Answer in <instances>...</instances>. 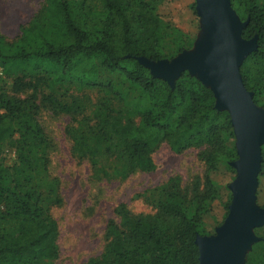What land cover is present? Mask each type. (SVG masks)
<instances>
[{"label": "trees", "instance_id": "1", "mask_svg": "<svg viewBox=\"0 0 264 264\" xmlns=\"http://www.w3.org/2000/svg\"><path fill=\"white\" fill-rule=\"evenodd\" d=\"M93 1L98 12L92 13L90 0H45L28 26L21 27L17 40L6 41L0 36V68L5 74H22L13 80V96L0 95L5 111L0 116V157L11 140V149L18 154L17 147L21 153L16 155L14 170L23 178L13 187L0 184V264H56L60 257L58 224L51 210L64 200L59 180L52 179L49 170L53 142L38 115L42 107H50L53 114L69 115L76 123L75 116L83 111L42 91L41 86L51 79L45 75L50 67L56 69L51 81L57 85L78 82L89 88L101 87L121 100L111 83L99 81L102 69L123 76L131 87L140 89L139 99L128 109L118 112L101 106L96 113L99 130L94 135H71L73 145L85 149L95 166L103 162L96 150L106 143L107 155L124 164L123 170L116 172L119 177L152 170L151 154L156 148L140 136L149 130L159 133V141L167 142L176 154L201 149L198 158L208 167L207 173L193 182L192 197L199 203L194 215L185 208L189 202L185 189L178 179H171L164 186L167 198L153 206L154 213L134 215L127 205H118L116 218L106 226L102 256L85 264H200L196 240L203 204L215 191L208 173L226 152L222 133L233 129L231 115L218 112L213 91L188 72L172 87L138 61L139 57L151 61L167 57L156 0ZM232 7L245 24L242 38L257 41L256 51L247 57L240 72L246 89L259 104L264 94V7L258 0H232ZM98 15L102 18L95 20ZM100 167L95 174L110 177L105 166Z\"/></svg>", "mask_w": 264, "mask_h": 264}, {"label": "rangeland", "instance_id": "2", "mask_svg": "<svg viewBox=\"0 0 264 264\" xmlns=\"http://www.w3.org/2000/svg\"><path fill=\"white\" fill-rule=\"evenodd\" d=\"M89 3L92 13L100 10L95 1L90 0ZM258 3L264 7V0H258ZM44 4L45 0H0V36L6 41L17 40L22 33L21 27L28 26L43 9ZM154 5L156 14L164 24L159 32L163 36L162 47L167 57L162 60L171 63L184 53L196 52L201 32V18L197 12L196 0H156ZM233 10L238 15L234 8ZM100 18L102 16L98 15L95 20ZM180 48L184 50L179 52ZM147 69L154 76L152 70ZM48 72L45 75L51 79L41 86L42 91L47 95L53 93L63 104H74V108H81L83 111L75 116L76 123L69 115L53 114L50 107H42L38 115L45 133L53 142L49 170L51 178L59 180V190L64 200L63 205L54 206L51 210L58 224V244L61 251L56 264H85L91 259L101 257L105 246L106 226L110 219L116 218L115 209L118 205H127L134 215L154 213L153 206L166 200L164 186L171 179H178L179 185L188 195L189 202L185 207L187 212L190 215L196 213L199 203L192 197L193 182L196 176L203 177L208 171L206 164L198 158L201 149L191 148L182 154H176L167 142L159 141V133L142 131L141 138L156 148L151 154L154 167L150 171H137L122 178L116 172L123 170L124 164L121 160L115 161L107 155L106 143L104 147L96 150L103 158L102 164L96 163L98 166L92 163L89 154H85V149H78L73 145L71 135H94L96 129L99 130L97 124L100 119L96 117V113L101 106L114 108L118 112L128 109L129 104L139 99L140 89L131 87L117 73L99 70V81L111 83L121 96L120 100L101 87L89 88L78 82L53 84L51 80L55 77L56 69L50 67ZM20 75L22 74L4 72V78L0 79V95L13 96V80ZM191 76L200 80L195 75ZM251 93L254 98V93ZM40 100L39 97L38 102ZM256 105L264 113V94L259 97V104ZM215 108L221 112L216 104ZM4 113L1 108L0 116ZM136 122L138 124L139 119ZM222 137L226 152L215 164V169L208 173L215 191L203 204V221L198 235L200 239L217 235L218 228L224 225L229 215L233 199L231 185L237 178V169L233 164L239 159L234 128L224 131ZM16 138H19V134ZM10 141L4 145V153L0 157V184L5 187H13L17 181L23 182V178L17 175L18 171L14 170L16 155L21 156V153L17 147L18 154L11 149ZM263 149L264 145L262 154ZM101 165L105 166L110 177L105 178L102 173L95 174V170L101 168ZM2 168L6 170L5 173H2ZM51 178L48 177L50 181ZM48 179L46 182L50 183ZM258 181L256 206L264 210V173L260 172ZM252 232L256 241L250 248L245 249L239 264H264V225L254 228Z\"/></svg>", "mask_w": 264, "mask_h": 264}, {"label": "water", "instance_id": "3", "mask_svg": "<svg viewBox=\"0 0 264 264\" xmlns=\"http://www.w3.org/2000/svg\"><path fill=\"white\" fill-rule=\"evenodd\" d=\"M201 32L196 52L184 53L173 62H139L154 77L172 87L184 72L197 76L214 93L216 107L228 111L238 142L239 159L233 165L237 178L229 215L212 238L200 239V264H239L245 249L256 241L252 230L264 225V210L256 206L258 176L262 168L264 113L244 85L240 68L257 49L256 39L242 38L244 23L232 8L231 0H196Z\"/></svg>", "mask_w": 264, "mask_h": 264}, {"label": "built area", "instance_id": "4", "mask_svg": "<svg viewBox=\"0 0 264 264\" xmlns=\"http://www.w3.org/2000/svg\"><path fill=\"white\" fill-rule=\"evenodd\" d=\"M4 78V70L0 68V79ZM0 113H1V106H0Z\"/></svg>", "mask_w": 264, "mask_h": 264}]
</instances>
